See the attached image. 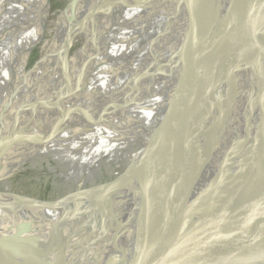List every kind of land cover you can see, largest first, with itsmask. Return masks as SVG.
<instances>
[{"label": "bare ground", "instance_id": "6f19581e", "mask_svg": "<svg viewBox=\"0 0 264 264\" xmlns=\"http://www.w3.org/2000/svg\"><path fill=\"white\" fill-rule=\"evenodd\" d=\"M224 1L189 0L191 12L184 17L182 0H154L160 9L150 13L145 8L149 0H71L52 24L46 56L27 72L25 65L33 51L49 35L50 0H0V202L5 199L11 207L0 210L1 235L38 244L44 229L39 220L49 206L83 204L132 170L149 151L142 165L147 173L168 164L173 169L178 166L184 154L175 155L171 143L179 138L183 116L191 108L201 32ZM251 14L247 31L259 36L264 18ZM148 19L155 21V36L137 28L143 21L147 25ZM79 38L81 51L69 60ZM179 41L189 43L183 52L181 45L175 47L179 55L171 64L174 74L168 85H177L174 88L182 98L174 110L170 99L153 100V85ZM251 85L258 98L248 105L240 125L239 120L207 142L216 141L212 150L217 156L187 186L185 207L189 209L193 200L197 203L194 218L186 220L191 231L217 215L227 202L242 200L264 166V70L252 73ZM208 93L209 88L203 96ZM167 117L171 123L165 126ZM253 119L263 127L259 153L245 149L242 142V137L255 135ZM158 130L162 137L157 136ZM201 155L204 160L205 150ZM28 165L45 170L54 180L55 197L39 204L23 185L12 186L9 180ZM172 191L166 179L154 191L132 195L125 203L116 197L111 206L121 204L123 210H114L117 216H111L110 207L98 213L97 230L82 227L76 215L49 212L56 225L54 240L35 263L74 264L79 245L108 254L122 237L140 231L145 211L157 205L158 193L169 197ZM6 253L0 251V259L5 260L0 264H10Z\"/></svg>", "mask_w": 264, "mask_h": 264}, {"label": "water", "instance_id": "95a60500", "mask_svg": "<svg viewBox=\"0 0 264 264\" xmlns=\"http://www.w3.org/2000/svg\"><path fill=\"white\" fill-rule=\"evenodd\" d=\"M251 13H259L264 18V0H225L209 26L201 32V51L195 67L197 82L191 108L183 116L179 138L171 143V146L175 143V155L184 154L178 166L173 169L168 164L147 173L142 165L151 155L149 151L132 170L105 185L83 204L49 206L39 220V227L44 229L38 244L20 243L0 234V251L8 250L4 258H10V264H36L35 259L54 240L56 225L50 220L49 212H62L69 218L76 215L82 221V227L97 230L94 219L98 213L110 207L111 216H117L116 211L123 210L121 204L111 206L116 197L125 203L132 195L137 197L146 191H154L166 179L170 180L172 194L169 197L156 195L157 205L145 211L137 234L122 237L108 254L79 245L74 264H264V253L249 254L254 246L264 243V166L257 173L256 184L250 186L242 200L227 202L217 215L192 231L186 220L194 218L192 213L197 210V203L193 200L189 209L185 207L189 182L217 156L218 152L212 150L216 141L207 142L236 126L239 120L240 125L247 115L248 105L258 98L251 85V77L255 70H264V32L253 37L247 31ZM188 43L185 44L188 46ZM186 48L183 46L184 51ZM167 66L159 72L153 87L155 90L162 84L163 90L171 89L175 100L174 103L169 102L170 109L176 110V104L182 98H178L174 88L177 85L169 88L174 69L171 64ZM208 88L209 93L203 96ZM164 123L168 126L171 119L167 117ZM251 125L255 135L242 137L243 147L256 149L259 153L263 127L257 124L256 119ZM156 133L161 136L160 130ZM200 206L203 209L207 207L204 200ZM5 207L6 210L11 208ZM4 261L0 259V262Z\"/></svg>", "mask_w": 264, "mask_h": 264}, {"label": "rangeland", "instance_id": "374dc122", "mask_svg": "<svg viewBox=\"0 0 264 264\" xmlns=\"http://www.w3.org/2000/svg\"><path fill=\"white\" fill-rule=\"evenodd\" d=\"M71 0H50V17H49V23H48V28H49V35H48V38L50 39H48V38H46V40H44V42L43 43H41V45H39L34 51H33V54H32V56L30 57V59L28 60V62H27V64L25 65V70L27 71V72H30V71H32L39 63H40V61L41 60H43L44 59V57L46 56V46H48V45H50L51 44V42L49 43V41H51L52 40V34H53V25L52 24H54V22H55V19H56V16L60 13V11H62L63 10V8L70 2ZM184 2H186V4H185V6H186V8H183L184 7V5H183V7H182V9H183V15H184V17L186 16H188L187 15V13H190L191 11V2H190V4L188 5L187 3H189V0H187V1H185V0H183ZM150 3H156V2H154V0L153 1H151V0H149V2H148V4L145 6V8H148V10H149V13H150V11H158L160 8L158 7V4L156 5V4H152V5H154V6H156V8L154 7V6H152ZM149 6V7H148ZM188 6V7H187ZM154 7V8H153ZM151 8H153V9H151ZM186 10L188 11L189 10V12H186ZM186 12V14H184ZM155 14V13H154ZM153 19V18H152ZM155 19V18H154ZM156 20V19H155ZM148 21L151 23V25H150V23L149 22H147V25H149V29H148V27H147V25H146V22H145V25L143 24L142 25V23L144 22H142V23H139L137 26H139V27H137V28H139V29H142L141 31L144 33L145 31L147 32H145L144 33V35H146V36H155L156 35V33H157V30L155 29V27H154V23H153V21H151V20H149L148 19ZM155 22V21H154ZM51 23V24H50ZM153 23V24H152ZM143 27H144V29H143ZM146 27H147V29H146ZM52 28V29H51ZM156 30V31H155ZM159 33V32H158ZM80 39H81V42H80ZM153 39V38H152ZM182 39V38H181ZM77 45L72 49V51L68 54V58H69V60H72L71 58H73L76 54H78L80 51H81V48H82V38H79L78 40H77ZM81 43V44H80ZM46 44V45H45ZM183 44V42L181 41H179V42H177V44L175 45V46H173L172 47V51L170 50V52L171 53H169V54H172V52H173V50H175L173 53V56L172 55H170L169 56V58H168V62L169 63H167V64H173L174 62H175V60H176V56H177V52H176V50L178 51V49L180 48V47H183L184 46V48H186V44L184 45H182ZM181 45V46H180ZM81 46V47H80ZM180 46V47H179ZM175 47H179V48H175ZM45 49V50H44ZM43 50V51H42ZM182 51H184L183 50V48L181 49ZM43 55V56H42ZM179 55V54H178ZM73 56V57H72ZM173 59H172V58ZM172 62V63H171ZM174 74V73H173ZM166 78H167V76H166ZM168 79H170V77H168ZM170 81V80H169ZM160 86V87H159ZM159 86H157L156 87V91L154 90V93H153V95H154V98H153V100H157V101H159V102H165L166 101V99H167V101L166 102H168V100L170 99L171 100V98L170 97H172L173 99L170 101L169 100V102H171V103H173L174 102V99H175V97H173L172 95L174 94V93H172L171 91V89H167L166 88V90H163L162 88H161V86H162V84L161 85H159ZM164 86H165V84H164ZM163 90V91H162ZM161 91V92H160ZM166 91H168V92H166ZM159 92L160 93H162V94H160L159 95ZM164 93V94H163ZM170 94V95H168V94ZM163 95V96H162ZM165 95H167V96H165ZM156 96H158V98L156 97ZM160 96V97H159ZM175 96V95H174ZM164 97V98H163ZM163 99V100H162ZM160 100H162V101H160ZM173 101V102H172ZM159 102H157V103H159ZM47 178V179H46ZM10 182H11V184H12V186H16V185H23V187L25 188V191H27L28 193H33V195H36V197L35 198H38V200L39 201H41V202H46L47 200H49V199H51V198H53V197H55V193L56 192H54V183H53V179L52 178H50V177H48V175H47V172L45 171V170H43V169H33V167H31V166H24L18 173H16L13 177H12V179H10L9 180ZM48 196V197H47ZM7 201H5V200H2V202H0V206L2 207V210H4L6 207V205L8 204V203H6ZM264 251V243H262V244H260V245H258V246H254L251 250H250V252H249V254L250 255H252V256H256V255H261L262 253H264L263 252ZM264 259V258H263Z\"/></svg>", "mask_w": 264, "mask_h": 264}]
</instances>
